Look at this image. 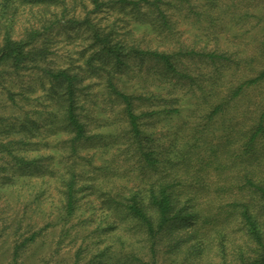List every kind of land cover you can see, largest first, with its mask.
<instances>
[{
    "label": "trees",
    "instance_id": "trees-1",
    "mask_svg": "<svg viewBox=\"0 0 264 264\" xmlns=\"http://www.w3.org/2000/svg\"><path fill=\"white\" fill-rule=\"evenodd\" d=\"M202 1L196 5L204 9L200 14L203 19L197 21L201 32L209 35L205 43L210 38L218 41L227 21L224 20V15L235 16L237 21L241 18L248 22H252V18L264 21V0H248L245 10L234 0L230 3H224L223 0ZM89 4L91 8L85 7L83 17L74 16L65 20V24L85 28V39L90 49L85 59L86 68H82L83 65L72 68L52 67L46 63L50 43L53 42L49 29L56 23H61L60 18L48 20L46 14H55V8L65 11L66 0H0L2 17L11 14L6 18L1 37V88L15 105V88H20L17 85L19 76L27 72H38L39 84L43 87L49 84L53 122L59 117L65 128L72 133V137L68 139L69 154L74 158L72 162H66V171L61 172L65 200L63 218L68 219L75 213L78 193L82 189L79 183L83 170L77 168L75 159L82 152L83 145L93 136L97 137V133H88L89 124L84 120L89 112L81 104L78 94L79 82L84 73L95 70L105 77L108 92L121 106L129 146L140 156L137 172L146 176L145 185L128 189L125 194H110L103 199L105 208L108 209L103 218L110 217L107 224L110 223L117 229L123 223L127 230L140 235L139 249L145 251L147 248L146 252H150L153 260L157 257V248L165 234L171 236L168 231L177 227L175 237H179H169L168 254L171 258L167 264H183V258L188 257V252L180 249L182 237L195 239L192 253H196L191 255L197 258L209 250L208 239L216 234L224 240V224L235 222L243 239L233 249L239 264H264V61L259 70L240 77L241 79H229L226 83L221 82L218 76L215 81L212 79V87L205 85L209 89L202 88L201 109L205 111L202 121L195 120L187 134H184L185 127L177 129L167 144H164L159 138L162 131L156 124L157 121L164 117H180L182 110L175 105L178 98H167L164 95L160 82L171 85L172 88H168L165 93L172 94L175 78L193 77L182 67L177 52L128 44L125 36L113 24L103 23L99 14L115 8L149 26L152 31L164 32L171 27L172 13L169 11V4L174 8L175 4L170 0H89ZM21 7L26 11L41 8L45 19L41 26L25 25L16 35L13 25L15 14ZM261 29L264 31V25ZM261 44L264 51V37ZM224 51L219 52L214 48L207 52L189 53L207 59L215 67L213 71L219 75V63L224 64L220 60L227 59L230 62ZM254 57L252 55L250 58ZM135 60L141 63L151 62L146 65V74L140 77L143 79L139 80L142 88L138 91L134 89L135 85L134 88L127 89L129 78H132L135 70L130 69L131 61ZM260 88L263 91L258 99L248 98L251 91ZM244 96L252 101L249 110L254 113L255 118L240 130L235 127L238 117L234 110L244 100ZM218 114H222V131L217 134L216 131L205 132L210 121ZM7 152L16 163L11 168L12 171L20 174L33 166L38 169L37 163L43 157H30L14 150ZM219 158L227 159L215 162ZM213 171L217 178L214 180ZM108 192L111 193V190ZM128 239L129 237L124 239L125 244ZM218 244L220 251L226 253L224 241ZM129 245L135 249L134 243ZM22 246L23 244L14 247L9 264H20ZM116 250L120 251L118 247ZM101 253L107 254L104 251ZM132 256L139 259L135 254ZM108 264L115 263L109 261Z\"/></svg>",
    "mask_w": 264,
    "mask_h": 264
},
{
    "label": "rangeland",
    "instance_id": "rangeland-1",
    "mask_svg": "<svg viewBox=\"0 0 264 264\" xmlns=\"http://www.w3.org/2000/svg\"><path fill=\"white\" fill-rule=\"evenodd\" d=\"M170 1L175 4V8L169 4V11L172 13L171 27L164 32L152 31L149 26L135 21L115 8H109L108 11L99 14L103 23L113 24L118 32L125 36L128 44L140 48L150 47L177 52L182 67L193 77L192 79L185 76L175 78L172 94L165 93L172 86L160 82V89L163 90L164 95L167 98H178V103L175 105L182 110L180 117L173 119L164 117L157 121L156 124L162 131L159 138L164 144H167L172 138V133L177 129L185 127L184 134H187L195 120L202 121V116L205 114L201 109L203 108V99H200L203 95L202 88L208 90L212 87L211 82L216 80L215 77H220L221 82L224 83L229 79H241L240 77H246L259 70L264 61L261 44L264 37L261 27L264 21L259 22L257 18H252V22L243 18L237 21L235 16L224 15V20L227 21L218 41L215 42L210 38L209 42L205 43L209 35L201 32L200 23L197 21L203 19L200 14L204 9L196 5L202 0ZM231 1L233 0H223L224 3ZM234 1L245 10L244 6L248 0ZM66 7L65 11L55 8L53 9L55 14L51 15L50 12L46 14L50 21L54 18L61 19V23H56L49 29L53 42L50 43V53L46 63L52 67L80 68L83 65L82 68H86L85 59L90 49L85 39V28L80 25L65 24V20L74 16L83 17L86 13L85 7L91 8V5L89 0H66ZM260 8L261 6L257 9ZM10 15L8 13L2 17L0 13V45L5 21ZM44 19L41 8L26 11L21 7L15 14L13 30L17 35L25 25L41 26ZM214 48L219 52L227 49L224 53L231 62L227 59L220 60L224 61V64L219 63L221 71L219 75L213 71L215 67L207 59L189 53L190 51L207 52ZM252 55L255 56L253 59L250 58ZM150 63V61L145 63L138 60L131 61L130 69L135 70L132 78H129L130 84L127 89L134 88V85L136 91L142 88L139 80H143L140 77L146 74V65ZM38 79V72L32 74L27 72L19 76L17 85L23 90L15 88L17 91L15 105L0 86V264H9L14 247L21 244L23 246L20 264H108L109 261L115 264L169 263L171 258L168 254L169 237L174 239L179 237H175L177 227L170 228L168 234L171 236L165 234L157 248V257L153 260L150 252H146L147 248L145 251L139 249L140 235L127 230L123 223L115 229L106 222L110 217L103 218L108 210L103 199L108 198L110 194H125L128 189L145 185L146 176H141L137 172L140 156L129 146L125 120L121 117V106L108 92L105 77L100 76L95 70L84 73L82 81L79 82L78 94L81 104L89 112L84 120L89 124L88 133H97V137L90 138L75 159L77 168L83 170L79 183L82 189L80 188L78 193L75 213L68 219L63 218L65 200L62 193L61 172L66 171V162H72L74 158L69 154L68 139L72 137V133L65 128L59 117L55 123L53 122L48 95L49 84L43 87ZM262 91L263 88L251 91L248 98L256 100L261 96ZM243 99L234 110L238 117L235 127L240 130L255 118L254 113L249 110L252 101L245 96ZM221 115H216L210 121L205 132L216 131L217 134L222 131ZM2 144L7 146L3 147ZM12 150L20 154L26 153L30 157L43 156L37 163L38 169L33 166L29 169L25 168L27 171L24 174L14 173L11 168L15 167L16 163L13 156L8 155L7 152ZM226 159L219 158L215 162H223ZM215 173L213 171V180L217 179ZM109 190L111 193L108 192ZM237 227L238 224L235 222L225 223V239L222 240L219 235L214 234L207 241L209 250L197 258L191 255L196 253V251L192 253L195 239L190 236H187L190 237L188 239L182 237L180 249L188 252V257L183 258V264H225V262L239 264L233 249L243 239ZM128 237V242L125 244L124 239ZM221 241L226 245V253L220 251V247L217 246ZM130 243H134V250ZM117 247L120 251L116 250ZM101 251L107 254L102 255ZM133 254L139 259L132 256Z\"/></svg>",
    "mask_w": 264,
    "mask_h": 264
}]
</instances>
